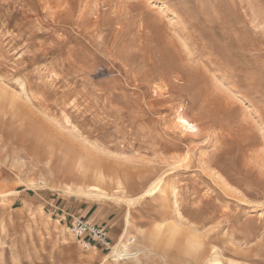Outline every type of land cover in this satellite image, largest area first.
Wrapping results in <instances>:
<instances>
[{"label":"rangeland","instance_id":"1","mask_svg":"<svg viewBox=\"0 0 264 264\" xmlns=\"http://www.w3.org/2000/svg\"><path fill=\"white\" fill-rule=\"evenodd\" d=\"M196 237L264 264V0H0V264H205Z\"/></svg>","mask_w":264,"mask_h":264},{"label":"bare ground","instance_id":"2","mask_svg":"<svg viewBox=\"0 0 264 264\" xmlns=\"http://www.w3.org/2000/svg\"><path fill=\"white\" fill-rule=\"evenodd\" d=\"M48 2V1H47ZM74 3V2H73ZM75 4V3H74ZM68 6V5H67ZM65 14V13H64ZM140 32V31H139ZM175 78H178V77H175ZM141 83V82H140ZM154 85V84H153ZM159 86V87H158ZM158 89L159 90H165L167 89L166 87L168 86L167 84H161V85H158ZM163 90V91H164ZM6 94V93H5ZM166 98V97H165ZM17 103V102H16ZM16 105V104H15ZM20 108V107H19ZM183 111V110H182ZM24 112V111H23ZM183 113V112H182ZM188 115V114H187ZM184 116V114H183ZM178 120V119H177ZM184 121V120H183ZM185 122V121H184ZM193 126V125H192ZM231 126V125H230ZM239 130V129H238ZM190 156V155H189ZM80 170H79V173H80V176L82 174L85 175L88 170H91L93 168H90L91 165H89V163H86L85 161H81L80 162ZM164 173V172H163ZM77 174V172H76ZM75 174V175H76ZM93 174L95 176V179H97L98 181V184H94V185H89L88 188L89 189H83V188H78L76 190L74 189H71L69 188L68 189V192H76V193H79L81 195H84L86 197H100L102 195H104V190L102 189L101 187V184L103 182H105V180L107 179L106 177V173L105 171H103L102 169L98 168V166L95 167V170L93 171ZM156 174H159V173H156ZM79 175V174H78ZM164 175V174H163ZM163 175H158L159 177L156 179V177H152V178H149V182H147V185H146V191L142 194H140L139 196L135 197V198H132V197H123L121 199H125L127 202L129 203H135L136 201H141V200H144L145 199V196L147 195H152L153 197L155 196H159V195H156L155 192L160 190L161 191V194L163 195L164 192H165V188H164V185H165V179H164V176ZM218 177V176H217ZM155 179V180H154ZM111 180V179H110ZM112 181H115L116 184L118 185V188L120 189V191H124L125 190V184L124 182L122 181V178H120V176H118V174L116 176H113L112 177ZM168 182V181H167ZM151 183V184H150ZM150 184V185H149ZM226 186V185H225ZM148 187V188H147ZM232 189V188H231ZM232 192V191H231ZM161 195V196H162ZM160 197V196H159ZM260 198V197H259ZM164 203V202H163ZM225 215V214H224ZM127 223H128V226H130V220L127 219ZM171 227V228H170ZM170 229H167V231L170 233V234H176V232H178V228L177 226H169ZM163 228L161 225H158L157 227V230L158 231H161ZM163 231V230H162ZM192 236V235H191ZM195 237V236H194ZM197 238V237H196ZM202 238V237H201ZM198 239V238H197ZM123 240V239H122ZM121 240V241H122ZM193 240V239H192ZM191 240V244H190V248H191V251H194V252H198L201 253L203 255V258H204V261H205V264H225L222 259L220 258V255L218 253L217 255V250L215 249V246L213 247H207L205 243H203L201 240H194L192 241ZM127 248L126 250L129 248L127 245H125ZM125 250V251H126ZM129 250V249H128ZM114 255H119V252L118 250H115L114 252ZM129 253V252H128ZM131 253V252H130ZM124 256V255H123ZM128 257V256H127ZM136 257V256H135ZM229 264H238V263H235V262H229Z\"/></svg>","mask_w":264,"mask_h":264},{"label":"built area","instance_id":"3","mask_svg":"<svg viewBox=\"0 0 264 264\" xmlns=\"http://www.w3.org/2000/svg\"><path fill=\"white\" fill-rule=\"evenodd\" d=\"M69 231L77 238L81 237L102 244L106 249H113V244L109 238L106 228L93 224L90 221H85L81 218H75L72 225L68 227Z\"/></svg>","mask_w":264,"mask_h":264},{"label":"crops","instance_id":"4","mask_svg":"<svg viewBox=\"0 0 264 264\" xmlns=\"http://www.w3.org/2000/svg\"><path fill=\"white\" fill-rule=\"evenodd\" d=\"M110 234V233H109Z\"/></svg>","mask_w":264,"mask_h":264}]
</instances>
